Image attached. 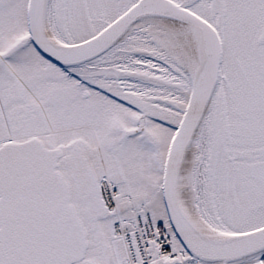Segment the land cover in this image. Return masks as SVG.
<instances>
[{
	"label": "snow or ice",
	"instance_id": "obj_1",
	"mask_svg": "<svg viewBox=\"0 0 264 264\" xmlns=\"http://www.w3.org/2000/svg\"><path fill=\"white\" fill-rule=\"evenodd\" d=\"M0 264H264V0H0Z\"/></svg>",
	"mask_w": 264,
	"mask_h": 264
}]
</instances>
